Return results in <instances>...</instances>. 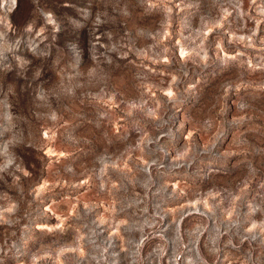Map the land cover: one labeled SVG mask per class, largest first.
<instances>
[{
    "label": "rangeland",
    "instance_id": "374dc122",
    "mask_svg": "<svg viewBox=\"0 0 264 264\" xmlns=\"http://www.w3.org/2000/svg\"><path fill=\"white\" fill-rule=\"evenodd\" d=\"M0 264H264V0H0Z\"/></svg>",
    "mask_w": 264,
    "mask_h": 264
}]
</instances>
